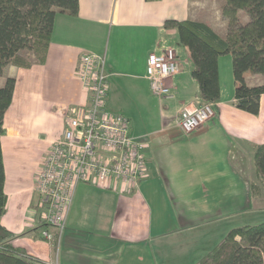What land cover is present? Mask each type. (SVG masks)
<instances>
[{"label":"crops","instance_id":"crops-1","mask_svg":"<svg viewBox=\"0 0 264 264\" xmlns=\"http://www.w3.org/2000/svg\"><path fill=\"white\" fill-rule=\"evenodd\" d=\"M79 1L77 15H56L44 64H8L0 76V85L16 78L1 138L8 194L1 223L14 234V246L45 263L196 264L232 228L264 221V185L259 199L251 188L259 183L253 146L264 143V94L259 115L236 106L230 55L219 59L214 117L190 133L176 122L182 108L201 101L190 51L165 22L202 20L225 34L226 0ZM166 46L176 49L180 70L169 79L176 98L161 101L146 74L150 54ZM88 51L106 56L108 106L124 113L131 134L145 142L149 176L138 189L122 192L80 183L54 252L41 236L45 225L34 184L65 115L89 103L78 74L80 56ZM246 79L255 85L264 76L252 67Z\"/></svg>","mask_w":264,"mask_h":264},{"label":"trees","instance_id":"trees-1","mask_svg":"<svg viewBox=\"0 0 264 264\" xmlns=\"http://www.w3.org/2000/svg\"><path fill=\"white\" fill-rule=\"evenodd\" d=\"M79 7V0H0V76L8 64L26 68L35 63L44 64L56 15H77ZM241 10L250 16L244 23L239 19ZM222 14L228 21L225 34H220L202 20L168 19L165 27L175 29L179 43L190 51L192 75L199 84L201 103H213L215 106L220 100L219 59L230 55L235 104L242 110L259 115L264 81L249 85L246 72L257 67L264 76V0H226ZM24 50L32 51L35 61L21 55ZM15 88L16 78L13 76H8L0 85V264H45L24 248L14 246L11 243L14 234L1 223L8 204L1 138L6 132L5 114L12 103ZM253 147L259 183L252 182L251 188L259 199L260 188L264 185V143ZM53 250L56 252L57 244ZM196 264H264V221L232 228Z\"/></svg>","mask_w":264,"mask_h":264},{"label":"built area","instance_id":"built-area-1","mask_svg":"<svg viewBox=\"0 0 264 264\" xmlns=\"http://www.w3.org/2000/svg\"><path fill=\"white\" fill-rule=\"evenodd\" d=\"M179 70L173 46L150 54L146 78L152 93L161 101L176 98L169 79ZM78 74L90 93L89 103L74 107L65 115L62 134L47 150L34 184L39 195V218L45 225L41 236L57 247L80 183L122 192L138 189L149 176L145 142L131 134L130 119L124 113L108 106L110 73L106 56L82 53ZM214 115L213 103L189 105L182 108L176 122L184 132L190 133ZM49 227H54L55 232ZM45 264H58V261Z\"/></svg>","mask_w":264,"mask_h":264},{"label":"rangeland","instance_id":"rangeland-1","mask_svg":"<svg viewBox=\"0 0 264 264\" xmlns=\"http://www.w3.org/2000/svg\"><path fill=\"white\" fill-rule=\"evenodd\" d=\"M239 19L240 22H246L245 19H250V16L248 15V13L245 10H241L240 14H239ZM21 55H23L24 57L35 61V57L33 56L32 51H28V50H24L21 52ZM199 105L204 104V103H198ZM55 141V140H54ZM42 163V162H41ZM261 216H264V211L261 213Z\"/></svg>","mask_w":264,"mask_h":264}]
</instances>
